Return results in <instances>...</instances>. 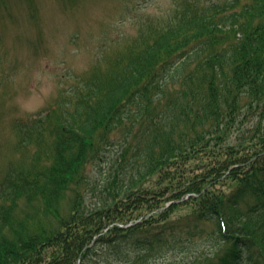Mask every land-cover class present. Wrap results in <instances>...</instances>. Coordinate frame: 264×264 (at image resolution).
Returning a JSON list of instances; mask_svg holds the SVG:
<instances>
[{
    "label": "trees",
    "instance_id": "trees-1",
    "mask_svg": "<svg viewBox=\"0 0 264 264\" xmlns=\"http://www.w3.org/2000/svg\"><path fill=\"white\" fill-rule=\"evenodd\" d=\"M210 7L148 17L72 106L19 120L0 264H148L208 233L194 264H263L264 0Z\"/></svg>",
    "mask_w": 264,
    "mask_h": 264
},
{
    "label": "rangeland",
    "instance_id": "rangeland-1",
    "mask_svg": "<svg viewBox=\"0 0 264 264\" xmlns=\"http://www.w3.org/2000/svg\"><path fill=\"white\" fill-rule=\"evenodd\" d=\"M226 1L0 0V184L11 161L32 153L23 156L17 150L19 120L59 103L72 106L82 89H90L94 72L104 74L111 55L137 35L148 17L170 19L183 4L203 11ZM29 148L36 149L34 144ZM216 240L215 234H205L193 242L196 251H171L148 264L177 259L194 264L199 255L216 252Z\"/></svg>",
    "mask_w": 264,
    "mask_h": 264
}]
</instances>
